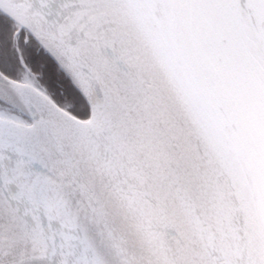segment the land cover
<instances>
[{
    "label": "snow or ice",
    "instance_id": "1",
    "mask_svg": "<svg viewBox=\"0 0 264 264\" xmlns=\"http://www.w3.org/2000/svg\"><path fill=\"white\" fill-rule=\"evenodd\" d=\"M0 264H264V0H0Z\"/></svg>",
    "mask_w": 264,
    "mask_h": 264
}]
</instances>
